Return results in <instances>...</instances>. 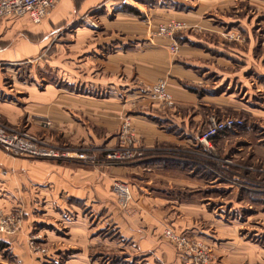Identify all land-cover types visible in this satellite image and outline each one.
Segmentation results:
<instances>
[{
	"label": "rangeland",
	"instance_id": "rangeland-1",
	"mask_svg": "<svg viewBox=\"0 0 264 264\" xmlns=\"http://www.w3.org/2000/svg\"><path fill=\"white\" fill-rule=\"evenodd\" d=\"M122 12L126 15L119 14ZM171 22L183 27L160 34V26ZM42 45L36 57H165L170 71L154 82L134 77L133 88L121 87L118 94L109 88L114 83L106 80L101 83L109 87L102 93L93 88V81H84L88 86L83 80L69 85L81 94L98 92L96 97L102 102L115 104L116 109L105 115L114 124L111 137L100 145L83 141L67 144L57 132L56 139L50 141L45 130L51 125L45 122L32 134L27 128L0 120L2 125L37 138L39 146L49 153L16 156L0 146L1 154L13 160L82 165L100 173L108 166H121L126 171L111 187L121 214H130L133 197V204L139 206L147 193L150 199L162 200L157 207L159 214L154 213L157 208L147 207L150 215L165 228L202 240L211 257L208 264H264V0H123L54 25ZM35 65L40 89L47 84L65 86L59 63L38 59ZM176 65L191 75L206 77H183L181 82L194 99L178 101L169 90L174 104L167 106L154 99L148 87L162 79L169 82ZM211 116L236 117L244 122L207 142L200 137ZM125 122L134 129L142 156L114 162L107 154L120 146ZM147 123L175 141L156 138L149 144L145 132L152 128ZM99 131L106 136V129ZM80 153L86 158H78ZM12 170V166L0 167V178L4 179H0V264H49L50 257L58 259L55 264H66L79 250L63 253L64 243L78 248L90 243L87 258L97 264H166L150 254L140 255L135 246L130 255L109 244L107 240L121 241L114 218L107 213L94 215L92 208L84 213L89 216L90 230L101 228L95 235L103 242L93 244V234L83 241L68 242L63 238L66 234L42 219L46 209L37 200L35 188L12 185L7 175ZM118 181L130 186L132 199L127 207L114 190ZM147 184L154 189H146ZM173 199H178L175 209ZM27 204L32 206L30 210ZM179 219L190 220L185 224ZM168 240L164 237L166 243ZM175 248L183 264H195Z\"/></svg>",
	"mask_w": 264,
	"mask_h": 264
},
{
	"label": "crops",
	"instance_id": "crops-1",
	"mask_svg": "<svg viewBox=\"0 0 264 264\" xmlns=\"http://www.w3.org/2000/svg\"><path fill=\"white\" fill-rule=\"evenodd\" d=\"M120 2L123 0H61L52 11V16L39 24L31 21L29 17L0 20V120L20 128L23 127L25 130L28 129L29 133L40 131L42 128L40 124L45 122L48 126L51 125V129L45 130L48 140L54 141L56 139L54 133L57 132L62 142L71 145L81 141L100 145L108 140L111 137L109 132L112 131L114 124H111L105 115L116 109L115 104L105 103L106 100L102 102L96 97L99 95L98 92L81 94L71 90L69 85L78 80H83V84L86 80L93 81L92 86L96 85L93 88L102 93L101 90L109 87L107 84L112 82L114 84L109 88H112V93L118 94L117 90L121 93V87H131L125 90L133 88L131 81L134 77L154 82L159 77L168 76L170 71L168 60L165 57L155 59L154 57L36 56L42 50L43 42L49 38L54 25L77 15H83L100 5L109 6V4ZM119 14L126 15L123 12ZM38 59L54 60L60 64L62 73L60 76L66 82L64 87L53 88L48 84L44 89L38 87L35 65ZM98 62L100 65L95 69L93 66ZM22 69H28V72L23 73ZM173 71L174 78H170L167 82L169 90L173 92L178 101L193 100L194 95L184 88L181 79L183 77L205 78L206 75L201 74L202 77L197 74L191 75L177 65L173 67ZM103 80L108 83L103 85L101 83ZM88 85L90 84L86 83V86ZM109 96L112 97V95ZM102 107L107 108L102 110ZM146 126L152 128L151 131L145 132L149 144H153L156 138L159 141H175L174 137H170L171 135L164 137V133L148 123ZM102 127L107 130L104 133L106 138L99 133ZM112 142L113 139L110 143ZM4 166L13 167L14 171L7 173L13 186L35 188L33 192L36 191L37 200L41 204L44 203L46 209L44 210L46 215L42 219H47L44 220L45 223L66 234L63 238L68 242L83 241L91 234H93V244L98 241L103 242L99 235H95V232L97 233L101 228L94 229L95 232L90 230L89 216L84 213V209L92 208L94 215L107 213L114 218L116 233L120 234L121 241L107 240V242L116 245L119 251L133 255L135 246L137 247L135 250L142 256L150 254L158 260H165L166 264H183L182 257L176 252V246L167 238L170 245L164 241V225L156 221L157 218H154L155 216L153 217L147 208L150 206L154 209L160 208L161 199H150L147 197L149 194L146 193L143 197L141 196L142 201L138 206L136 202L133 204V197L130 214L120 213L111 187L116 178L122 177V172L126 171L125 168L108 166L103 173H100L98 170L82 165L29 162L25 159L13 160L0 153V167ZM0 179L4 180L2 177ZM170 183L192 185L191 182L181 181ZM150 186L147 184L145 188L153 190L154 188ZM177 201L178 199L171 200L173 209L177 208ZM27 207L29 210L32 208L28 204ZM180 220L186 224L190 219ZM65 227L69 229L65 231ZM62 236L61 234L60 237ZM68 244L64 243L65 246L61 248L63 253L77 249L79 251L74 252L75 257L67 260L66 264H97L94 261L90 262L87 258L90 243L83 248L71 247ZM49 262V264H55L58 263V259L50 257Z\"/></svg>",
	"mask_w": 264,
	"mask_h": 264
},
{
	"label": "built area",
	"instance_id": "built-area-1",
	"mask_svg": "<svg viewBox=\"0 0 264 264\" xmlns=\"http://www.w3.org/2000/svg\"><path fill=\"white\" fill-rule=\"evenodd\" d=\"M61 0H0V20L5 18H23L29 17L36 24L46 19L56 8ZM182 23H169L161 25L160 34H171L177 28H182ZM149 93L154 99L167 106L174 104L172 94L168 89L165 80H160L148 87ZM243 120L236 117L219 118L211 116L207 129L204 131L201 140L207 141L218 136L221 132L231 128L241 126ZM137 136L129 122L123 124V130L120 137V146L116 149L108 151L107 158L111 161H129L136 157L142 156V151L137 143ZM0 146L9 153L19 155H48L46 148L39 146L37 138L27 132L12 129L8 126L0 124ZM78 158L85 159L84 153L77 154ZM95 158V157H91ZM114 190L118 194L119 201L124 207L130 204L132 193L130 186L124 182H115ZM159 214L160 211L155 209ZM164 235L172 241L178 249L186 255V258L195 264H208L210 254L207 246L198 237L188 233H180L172 228H165ZM46 250L44 249L43 252Z\"/></svg>",
	"mask_w": 264,
	"mask_h": 264
}]
</instances>
